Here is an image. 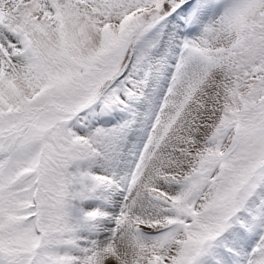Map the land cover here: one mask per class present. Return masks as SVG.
Wrapping results in <instances>:
<instances>
[{
    "label": "snow or ice",
    "instance_id": "6c2138e0",
    "mask_svg": "<svg viewBox=\"0 0 264 264\" xmlns=\"http://www.w3.org/2000/svg\"><path fill=\"white\" fill-rule=\"evenodd\" d=\"M0 264H264V0H0Z\"/></svg>",
    "mask_w": 264,
    "mask_h": 264
}]
</instances>
